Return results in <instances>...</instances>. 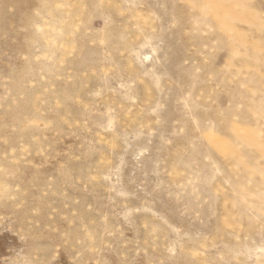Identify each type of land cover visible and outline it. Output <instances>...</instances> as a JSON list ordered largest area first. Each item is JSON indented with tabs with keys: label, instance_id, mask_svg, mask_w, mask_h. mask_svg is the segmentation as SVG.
Listing matches in <instances>:
<instances>
[{
	"label": "rangeland",
	"instance_id": "1",
	"mask_svg": "<svg viewBox=\"0 0 264 264\" xmlns=\"http://www.w3.org/2000/svg\"><path fill=\"white\" fill-rule=\"evenodd\" d=\"M0 264H264V0H0Z\"/></svg>",
	"mask_w": 264,
	"mask_h": 264
}]
</instances>
